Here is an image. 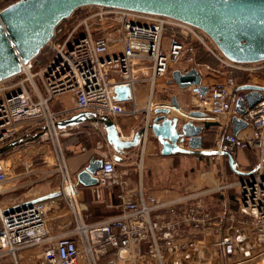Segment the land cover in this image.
Masks as SVG:
<instances>
[{"label":"built area","instance_id":"obj_1","mask_svg":"<svg viewBox=\"0 0 264 264\" xmlns=\"http://www.w3.org/2000/svg\"><path fill=\"white\" fill-rule=\"evenodd\" d=\"M18 1L0 0V13ZM42 52L44 61L37 60ZM205 54L220 67L255 72V79H264V60L234 63L193 26L159 15L85 6L55 26L38 55L20 63L18 75L0 82V150L18 140L25 144L31 132L36 135L33 140L51 143L61 176V188L55 194L60 193L68 208L51 217L49 199L32 202L48 195L0 204V264H264V91L261 101L240 115L234 106L245 92L237 88L247 82L237 83L228 76L224 82L204 84L202 69L219 72L198 63ZM193 68L208 91L201 97L200 86L186 89L194 105L189 111L153 100L159 80L170 81L173 72ZM137 84L150 89L143 126L151 123L153 112L160 108L182 121L214 122L209 151L234 159L238 152H245L256 164L241 172L255 171L230 181L221 170L214 187L188 190L164 201L141 186L142 159L137 165L139 186L130 189L119 180L116 161L99 157L102 165L95 174L98 184L92 187L94 202L113 214L89 222L87 205L80 200L81 185L71 180L59 140L79 125H56L74 113L86 112L95 118L90 124L106 140L101 119L138 114L135 104L129 112L123 106L134 103ZM120 87L130 88L128 101L116 100ZM65 96L72 98L71 110L50 109L52 101ZM193 111L204 116L195 119L190 116ZM232 118L246 123L237 134L231 131ZM133 135L123 138L119 133L122 140ZM146 138L145 133L138 147L144 146ZM213 157L222 159L218 154ZM9 178L0 161V194ZM57 218L67 222L55 232L50 224ZM27 251L32 253L24 255Z\"/></svg>","mask_w":264,"mask_h":264},{"label":"water","instance_id":"obj_2","mask_svg":"<svg viewBox=\"0 0 264 264\" xmlns=\"http://www.w3.org/2000/svg\"><path fill=\"white\" fill-rule=\"evenodd\" d=\"M85 6H102L168 17L203 31L223 56L234 63L251 64L264 60V0H20L0 13V82L18 75L20 63L26 64L38 55L52 38L55 26L78 8ZM201 80L199 72L193 68L185 73L178 70L173 72L168 84H175L182 91L190 86H200V96L203 97L208 89L200 85ZM237 91L245 92L244 99L237 100L234 106L242 115L261 101L264 88L247 84L237 88ZM115 93L116 100L122 102L128 101L131 95L129 87L117 88ZM169 104L180 108L175 96L170 99ZM169 115L170 110L167 108L155 110L151 123L137 130L131 140H122L109 118L101 119V123L105 128L107 143L118 155L137 148L145 133H151L156 139L162 155L204 153L200 135L216 124L203 121L197 124L194 121L182 122L175 117L168 118ZM190 116L196 119L204 114L193 111ZM93 120L95 118L91 114L82 112L56 126L73 127ZM245 125L243 120L232 118V133L237 134ZM23 143V140L11 142L0 150V154ZM217 154L226 160L230 171L235 175L247 176L255 171L241 172L237 169L235 159L229 154L208 152L211 156ZM119 159L117 156V160ZM101 165V159H91L76 175L77 182L83 187L96 186L98 181L95 174ZM59 195L60 193L50 194L32 202Z\"/></svg>","mask_w":264,"mask_h":264},{"label":"crops","instance_id":"obj_3","mask_svg":"<svg viewBox=\"0 0 264 264\" xmlns=\"http://www.w3.org/2000/svg\"><path fill=\"white\" fill-rule=\"evenodd\" d=\"M200 72L202 73L203 83L206 85L225 81V77L219 72H210L207 69H202ZM168 82L169 81H165L167 88H164L163 91L169 93L167 97L163 96L164 99L162 100L169 102L170 99L175 96L180 108L184 111H189L192 107L189 96L185 95L184 91L180 90L175 84H168ZM249 84L264 85V79L256 78L250 81ZM160 96L162 97V95ZM148 99V96L142 88L138 89L134 87V103L129 102L125 104L124 107L127 112H129L133 109L135 104L138 114L135 117L127 114L110 118L123 138L130 137L132 133H135L143 126ZM53 104L52 108L54 111L71 110L72 98L71 96L61 97ZM76 114L77 113H74L71 116ZM172 114L176 115L174 112ZM173 115H169L168 118H172ZM76 133L78 137L86 138V145L77 143V141L73 140ZM214 133V127H210L209 130H204L201 133L200 136L202 137L203 143L202 152L204 153L200 155H162L161 148L151 133L147 134L144 146L142 144L140 147L118 155L106 140H104L102 133L96 130L90 122H83L79 124L78 128L62 136L64 137V142H66V147L64 149L62 148L61 140L60 146L67 170L71 177H76V175L88 165L91 159L102 157L116 161L119 171V180L122 182L124 180L130 189H137L139 186V175L136 174L133 165L136 159H139V161L142 159V167L146 175L144 184L143 181L141 182L142 187L145 186L143 189L145 191L147 190V193L156 198L168 201L181 196V192L202 190L205 189V187L212 188L217 184L219 176L216 173V168L213 167L215 171L213 172V176L210 172H203L208 163L210 166L213 164L214 166H216V164L219 165L218 159L208 155V152H210L209 150L212 149L213 146ZM35 136L36 135L32 132L27 134L28 138L25 144L3 153L11 157L13 163H16V171L14 174H11L8 182L2 187L3 191L0 194V204L3 206L55 194L60 189L61 181L58 170L50 168L52 148L56 154L54 146L49 142L39 143L35 139L33 140ZM95 137L98 139L97 141H95ZM182 148L185 147L182 146ZM3 154H1L0 157ZM117 156L120 158L119 160H117ZM25 157L30 161H26V164H23L26 166L20 167V159H25ZM35 157H38L35 161H41L37 163V165L32 162V159ZM132 159H134V162ZM222 160L227 169L228 164L226 160ZM235 161L237 163V169L240 171L249 170L256 164V159L245 152H238ZM195 167H199V169ZM192 169L194 173H192ZM227 180H229L228 177ZM231 180L234 179L231 178L230 181ZM115 192H118V190L115 189ZM79 195L81 202L86 204L87 207L89 203H86L84 199L89 200L90 197V202L94 203L95 197L92 187L80 186ZM102 195L105 197L104 191ZM48 199L51 201L49 215L51 217H57L58 214L63 212L62 203L64 200L60 196ZM53 222L51 228L56 232L58 229H62L67 220L57 218Z\"/></svg>","mask_w":264,"mask_h":264},{"label":"rangeland","instance_id":"obj_4","mask_svg":"<svg viewBox=\"0 0 264 264\" xmlns=\"http://www.w3.org/2000/svg\"><path fill=\"white\" fill-rule=\"evenodd\" d=\"M42 54H44V52H42L41 53V55L39 56V58L37 59V60H41V61H44V59H42ZM205 57H207V56H205ZM205 57H203V58H205ZM208 60H207V63H205L207 66H209L210 68H212V69H216V70H219V73L220 74H222L224 77H228V76H231V77H233L235 80H236V82L238 83V82H250V81H253L254 79H255V76L257 77V74L258 73H255V72H240V71H237V72H232V71H230V70H228V69H226V68H223L222 66L220 67L219 66V64L212 58V57H210L209 55H208V58H207ZM211 59V60H210ZM205 62V61H204ZM217 65V67L215 68V66L214 65ZM36 83H37V85L39 86V83H38V81L36 80ZM136 88H138V89H141L142 88V90H144V92H145V94L148 96V94H149V91H150V89H149V86H143V84H137L136 86H135ZM40 88V87H39ZM164 88H167V86H166V84H165V81L164 80H159L158 82H157V84L155 85V87H154V91H153V100L154 101H156L158 98L159 99H164L163 98V96L164 97H167V94L169 93V92H164L163 91V89ZM161 90V91H160ZM40 91H41V93H42V90L40 89ZM184 93H185V95H187V96H190L189 95V93L187 92V91H184ZM160 95H162V97L160 96ZM59 98H57V99H55L54 101H52L51 103H50V109L51 110H53V108H52V106L54 105L53 103L56 101V100H58ZM61 103H63V102H61ZM125 104H127V103H125ZM125 104H123V106L125 105ZM64 105H65V103H64ZM54 111V110H53ZM96 138V137H95ZM59 140H61V143L64 141V137H61ZM98 139L96 138L95 139V141H97ZM38 159V157H35L34 159H32V162H33V164H36L37 165V163H40L41 161H35V160H37ZM21 160V164H20V167L22 166H26V165H23V164H26V161H30L29 159H27L26 157H25V159L24 158H21L20 159ZM133 160V162H134V159H132ZM0 161H2V163L5 165V167H6V169H7V171H8V174H9V176H11V174H14V172L16 171V163H13V161H12V158L11 157H9L8 155H2L1 157H0ZM51 167L50 168H54V169H57L58 170V168H59V158L56 156V154H55V152H54V150H53V148H52V155H51ZM223 160L222 159H220L219 160V165L218 164H216V166H214V164L213 165H211L210 166V164L208 163L207 164V166H206V168H205V170H203V172H210L211 173V175L213 176V172H215L214 171V168H216L215 170H216V173L218 174V176L220 175V173H221V170H223V172L225 173V175L229 178V180L231 179V178H233L234 180L236 179H241V178H247V177H241V176H235V175H233L232 174V172H229L227 169H226V167H225V163H224V161L222 162ZM132 162V161H131ZM139 164V159H136V162L134 163V165H133V168H135L136 170V174H138L137 173V165ZM214 167V168H213ZM223 167V168H222ZM196 169H199V167H195ZM58 173H59V170H58ZM192 173H194V170L192 169ZM188 175V174H187ZM145 170L143 169L142 170V178H141V182L143 181V184H144V180H145ZM191 176V175H190ZM59 177H61L60 176V174H59ZM75 179H76V177H74V176H72L71 177V180L72 181H75ZM60 180H61V178H60ZM60 184H61V182H60ZM61 186V185H60ZM142 186V185H141ZM61 188V187H60ZM143 188H145V186L143 187ZM205 188H208V187H205ZM184 190V189H183ZM182 190V191H183ZM147 191V190H146ZM182 194L181 195H183L185 192H181ZM232 193H234V192H232ZM231 193V194H232ZM84 201L86 202V203H89V206L87 207V216H88V221L89 222H93V221H96V220H99V219H101V218H104V217H107V216H109V215H112L113 214V212H110V211H108V210H106L105 208H104V205L102 204V203H99V202H94V203H91L90 201V197H89V200L87 199H84ZM83 201V202H84ZM63 205V207H62V211L63 212H66L67 210H68V208H67V205H66V203L65 202H63L62 203ZM233 205V207H235V205L234 204H232ZM50 214V213H49ZM53 223L54 222H52L50 225H52L53 226ZM32 253V251H27V252H24L23 254L24 255H28V254H31ZM8 264H10V263H8Z\"/></svg>","mask_w":264,"mask_h":264},{"label":"trees","instance_id":"obj_5","mask_svg":"<svg viewBox=\"0 0 264 264\" xmlns=\"http://www.w3.org/2000/svg\"><path fill=\"white\" fill-rule=\"evenodd\" d=\"M205 56H207V57H205ZM203 57H205V58H203ZM208 58V55H201L199 58H198V63L199 64H202V65H206L205 63H207V59ZM211 60V59H210ZM205 61V62H204ZM215 66V68L217 67V65L215 64L214 65ZM73 140H75V141H77V143H81V144H83V145H86L87 143L85 142L86 141V138H80V137H78V134L76 133V135H75V137H73ZM85 142V143H84ZM75 143V142H74ZM61 146H62V148L64 149L65 147H66V142H62L61 143ZM227 169H228V171L229 172H231L230 171V169H229V167L227 166ZM102 219V218H101Z\"/></svg>","mask_w":264,"mask_h":264}]
</instances>
